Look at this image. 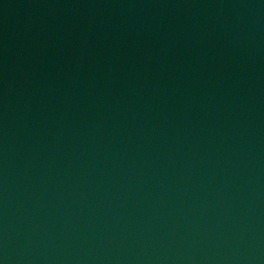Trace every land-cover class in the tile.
<instances>
[{
  "label": "water",
  "instance_id": "1",
  "mask_svg": "<svg viewBox=\"0 0 264 264\" xmlns=\"http://www.w3.org/2000/svg\"><path fill=\"white\" fill-rule=\"evenodd\" d=\"M0 264H264V0H0Z\"/></svg>",
  "mask_w": 264,
  "mask_h": 264
}]
</instances>
